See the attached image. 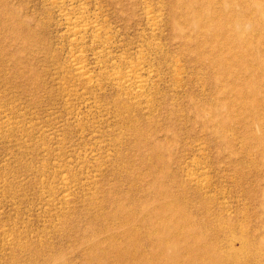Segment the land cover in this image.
Listing matches in <instances>:
<instances>
[{
    "label": "rangeland",
    "instance_id": "374dc122",
    "mask_svg": "<svg viewBox=\"0 0 264 264\" xmlns=\"http://www.w3.org/2000/svg\"><path fill=\"white\" fill-rule=\"evenodd\" d=\"M171 7L0 0V264H101L89 235L107 245L119 212L189 211L193 179L210 177L207 119L227 78L211 46L175 30Z\"/></svg>",
    "mask_w": 264,
    "mask_h": 264
},
{
    "label": "bare ground",
    "instance_id": "6f19581e",
    "mask_svg": "<svg viewBox=\"0 0 264 264\" xmlns=\"http://www.w3.org/2000/svg\"><path fill=\"white\" fill-rule=\"evenodd\" d=\"M170 2L175 30L184 37L188 29L194 40L211 46L213 66L226 72L225 84L220 77L224 98L207 119L216 150L210 177L193 179L189 211L161 202L145 205L141 213L119 212V225L107 228V245L95 231L87 245L101 264L108 255L120 259L118 264H264V0ZM81 65L76 66L80 73ZM233 65L238 66L236 79L230 73ZM252 220L258 225L252 227ZM117 235L123 240L114 241Z\"/></svg>",
    "mask_w": 264,
    "mask_h": 264
}]
</instances>
